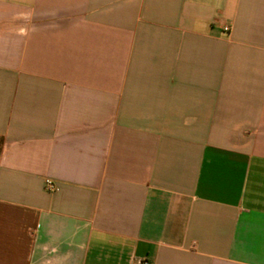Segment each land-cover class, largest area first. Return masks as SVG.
Returning <instances> with one entry per match:
<instances>
[{
	"label": "crops",
	"instance_id": "obj_1",
	"mask_svg": "<svg viewBox=\"0 0 264 264\" xmlns=\"http://www.w3.org/2000/svg\"><path fill=\"white\" fill-rule=\"evenodd\" d=\"M131 257L264 264V0H0V264Z\"/></svg>",
	"mask_w": 264,
	"mask_h": 264
},
{
	"label": "built area",
	"instance_id": "obj_2",
	"mask_svg": "<svg viewBox=\"0 0 264 264\" xmlns=\"http://www.w3.org/2000/svg\"><path fill=\"white\" fill-rule=\"evenodd\" d=\"M224 30H229L228 26H224ZM46 184L48 188L52 187V182L50 180H46ZM129 264H152L151 261L147 258H137V257H131L129 260Z\"/></svg>",
	"mask_w": 264,
	"mask_h": 264
}]
</instances>
